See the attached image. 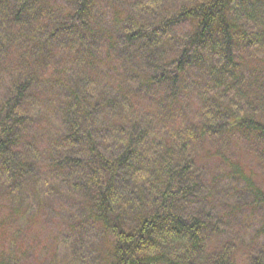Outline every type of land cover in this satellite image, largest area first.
Returning a JSON list of instances; mask_svg holds the SVG:
<instances>
[{
  "label": "trees",
  "instance_id": "1",
  "mask_svg": "<svg viewBox=\"0 0 264 264\" xmlns=\"http://www.w3.org/2000/svg\"><path fill=\"white\" fill-rule=\"evenodd\" d=\"M211 134L264 159V0H0V213L38 264H236L213 210L264 192Z\"/></svg>",
  "mask_w": 264,
  "mask_h": 264
},
{
  "label": "rangeland",
  "instance_id": "2",
  "mask_svg": "<svg viewBox=\"0 0 264 264\" xmlns=\"http://www.w3.org/2000/svg\"><path fill=\"white\" fill-rule=\"evenodd\" d=\"M186 110V115H180L173 121L175 127H181V125L191 120L194 113H202L203 111L202 102L195 97L193 90H191L190 103ZM211 136L213 139H218L216 142L208 145L211 146V150L214 152L225 151L230 161H234L231 164L240 163L264 192V159L252 153L248 146L245 145L244 139H241L238 135L231 138L222 137L221 134H211ZM254 150L255 152L260 151L259 155H261L264 145L256 146ZM245 188L246 186L238 187L237 191L242 193L235 194V197L232 195L228 196L231 200L227 205H222L220 208L217 207L213 210V213L221 218L222 226L229 233L227 241H234L233 237L238 238L239 244L233 257L236 264H240L248 259L246 254L250 248H255L258 251L264 246V201L256 192L250 189L246 190ZM219 203L225 202H218L217 205ZM9 213H0V262L7 258L8 247L12 243H15L20 255L27 252L26 256L22 255L19 257L20 261L17 264H38V252L43 253L42 250L44 248L50 247L49 243L44 240L43 235H37L36 238H40L42 242L39 246L35 245L32 235L34 230L32 229L27 230L28 237L26 240H22L21 238L24 236L19 233L13 236L8 232V225L4 222L8 218L5 215ZM10 224L16 225L13 228L20 227L16 219L11 220ZM48 227L51 229L50 226ZM31 231L33 232L31 233ZM48 232L49 230L46 228L44 234L47 235ZM233 234L237 235V237ZM23 245L24 250H20ZM32 249L33 253L31 252ZM53 264L59 263L54 261Z\"/></svg>",
  "mask_w": 264,
  "mask_h": 264
}]
</instances>
